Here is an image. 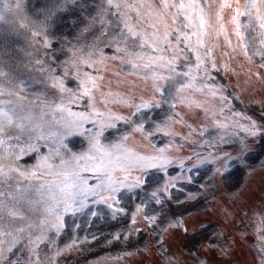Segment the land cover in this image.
<instances>
[{
	"label": "snow or ice",
	"instance_id": "snow-or-ice-1",
	"mask_svg": "<svg viewBox=\"0 0 264 264\" xmlns=\"http://www.w3.org/2000/svg\"><path fill=\"white\" fill-rule=\"evenodd\" d=\"M4 11L25 43L19 56L0 45V264H61L62 241L96 220L110 231L94 242L130 246L143 218L162 246L183 227L173 201L264 173L249 155L264 124L237 120L239 93L217 82H264V0H5ZM113 64L133 90L105 91Z\"/></svg>",
	"mask_w": 264,
	"mask_h": 264
},
{
	"label": "rangeland",
	"instance_id": "rangeland-1",
	"mask_svg": "<svg viewBox=\"0 0 264 264\" xmlns=\"http://www.w3.org/2000/svg\"><path fill=\"white\" fill-rule=\"evenodd\" d=\"M14 3L15 0H7L9 8ZM4 9L5 0H0V16H4L5 20H14L15 14L11 11L5 12ZM28 11L30 14H35V9L30 5ZM5 20H0V45L5 49H12L14 55L19 56V53L14 50L17 46L24 45L23 34L11 31ZM22 70L30 71V69ZM234 77L238 81L235 89L241 97L239 100L233 101L235 111L241 113L239 120L243 114L264 124V103H261L264 96L261 92L254 93L253 84L249 86L243 78H237L235 75ZM217 82L224 84L229 92L232 91L233 86L225 83L222 72L218 75ZM151 115L153 118H158L159 113L157 111ZM180 133L184 135V133ZM162 142V138H156L157 144ZM251 148L250 158L259 169L260 158L264 153V138L258 137ZM190 150L191 148H186L185 153ZM177 171L178 169L173 167L170 169V174L176 175ZM200 171L203 172V169ZM193 174L199 175V173ZM234 177L235 180L231 186H225L220 178L216 177L213 181L215 188L200 192L198 198L190 201L187 206L181 207L173 201L171 208L177 213L176 220L185 221L183 227L171 229L164 234L163 239L167 242L162 246H159L156 234L151 231L143 218H139L136 225L139 233L136 231L131 233L130 246L124 240L115 246L107 243L104 239L94 242L92 240L93 233L99 238L102 234L107 237L110 231L104 221L96 220L91 227L85 224L84 229L79 233L80 240L78 242L73 243L68 237L62 241V244L68 243L71 247L64 252L61 264H85L84 261L90 254L104 256V259L101 260L104 261H99L96 264H143L147 260L142 259L141 256L144 251H147L151 256L148 261L154 260L155 264H167L168 261L177 259L181 264H258L259 253L256 250L257 255L254 253L250 242L255 236L261 244H264V240L260 239L261 232L258 231V229H264V225L260 223L261 218L264 217V173L258 171L250 179L245 177L246 182L243 185L244 175L242 173L234 171ZM237 189L239 197L234 200L231 193H236ZM197 190L198 184H193L192 191L195 193ZM235 190L237 191L234 192ZM185 195L186 193H176L177 199L180 201L185 199ZM190 212L193 213L188 214ZM202 219L204 222H201ZM211 222L219 225L220 230L210 227L212 226ZM185 228L187 232H185ZM242 233L248 234L246 239ZM197 241L204 243L199 250L195 249ZM221 245L227 249V254L221 251ZM220 254L225 258V261L222 260V257L217 259ZM252 258L254 259L251 260Z\"/></svg>",
	"mask_w": 264,
	"mask_h": 264
}]
</instances>
